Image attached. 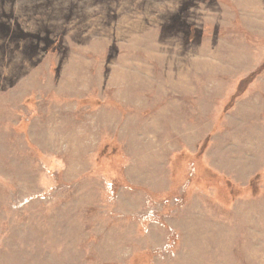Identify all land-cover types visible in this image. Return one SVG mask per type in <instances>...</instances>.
<instances>
[{
    "label": "rangeland",
    "instance_id": "374dc122",
    "mask_svg": "<svg viewBox=\"0 0 264 264\" xmlns=\"http://www.w3.org/2000/svg\"><path fill=\"white\" fill-rule=\"evenodd\" d=\"M0 264H264V0H0Z\"/></svg>",
    "mask_w": 264,
    "mask_h": 264
}]
</instances>
